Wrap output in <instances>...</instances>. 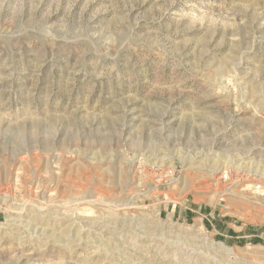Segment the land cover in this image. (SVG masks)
<instances>
[{
    "label": "rangeland",
    "instance_id": "1",
    "mask_svg": "<svg viewBox=\"0 0 264 264\" xmlns=\"http://www.w3.org/2000/svg\"><path fill=\"white\" fill-rule=\"evenodd\" d=\"M0 264H264V0H0Z\"/></svg>",
    "mask_w": 264,
    "mask_h": 264
},
{
    "label": "built area",
    "instance_id": "2",
    "mask_svg": "<svg viewBox=\"0 0 264 264\" xmlns=\"http://www.w3.org/2000/svg\"><path fill=\"white\" fill-rule=\"evenodd\" d=\"M153 173L158 186L171 184L175 175L173 169L163 168L162 166H154Z\"/></svg>",
    "mask_w": 264,
    "mask_h": 264
},
{
    "label": "bare ground",
    "instance_id": "3",
    "mask_svg": "<svg viewBox=\"0 0 264 264\" xmlns=\"http://www.w3.org/2000/svg\"><path fill=\"white\" fill-rule=\"evenodd\" d=\"M104 205V204H103Z\"/></svg>",
    "mask_w": 264,
    "mask_h": 264
}]
</instances>
